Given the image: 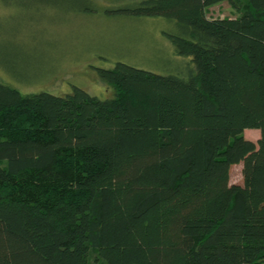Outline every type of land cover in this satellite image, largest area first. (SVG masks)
I'll return each instance as SVG.
<instances>
[{
	"label": "trees",
	"instance_id": "trees-1",
	"mask_svg": "<svg viewBox=\"0 0 264 264\" xmlns=\"http://www.w3.org/2000/svg\"><path fill=\"white\" fill-rule=\"evenodd\" d=\"M103 11L175 20L193 66L100 68L106 99L0 82V264H264V0Z\"/></svg>",
	"mask_w": 264,
	"mask_h": 264
},
{
	"label": "rangeland",
	"instance_id": "rangeland-1",
	"mask_svg": "<svg viewBox=\"0 0 264 264\" xmlns=\"http://www.w3.org/2000/svg\"><path fill=\"white\" fill-rule=\"evenodd\" d=\"M130 1L0 0V82L22 94L64 96L79 87L106 99L113 90L98 70L118 62L164 75H187L191 57L178 55L170 40L180 33L175 20L103 11ZM237 15L227 1L208 10L210 18ZM245 137L254 139L249 132ZM231 183H243L239 164L231 168Z\"/></svg>",
	"mask_w": 264,
	"mask_h": 264
},
{
	"label": "crops",
	"instance_id": "crops-1",
	"mask_svg": "<svg viewBox=\"0 0 264 264\" xmlns=\"http://www.w3.org/2000/svg\"><path fill=\"white\" fill-rule=\"evenodd\" d=\"M250 131H251V132H250ZM246 132H249V133L253 134L254 139H251V138H250V140H252V141H257L258 138L260 137V130H259V129H251V130L246 129V130L244 131V135L246 134ZM247 139H248V138H247ZM236 165H238V164H236ZM239 165H241V168L243 167V164H242V163H240Z\"/></svg>",
	"mask_w": 264,
	"mask_h": 264
}]
</instances>
